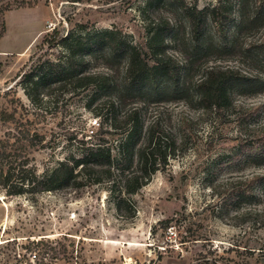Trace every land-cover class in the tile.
I'll return each mask as SVG.
<instances>
[{
    "label": "rangeland",
    "instance_id": "1",
    "mask_svg": "<svg viewBox=\"0 0 264 264\" xmlns=\"http://www.w3.org/2000/svg\"><path fill=\"white\" fill-rule=\"evenodd\" d=\"M214 2L198 0V6ZM157 9L160 14L147 0L74 4L50 0L48 4L39 1L33 7L0 13L5 24L0 38V111L15 112L16 118L8 122L0 119V139L13 141L7 132H15L17 120L44 136L45 146L28 155L26 166L33 164L38 174L43 172L74 149L76 140L92 141L90 129L97 128L98 118L79 102L56 105L42 101L34 105L25 95L19 69L43 33L58 23L60 16L74 15L94 27L115 28L134 44L145 45L158 15L178 17L171 0H162ZM234 24L218 38L208 30L210 42L223 44L219 49L211 48L217 55L209 56L208 62L264 73V18L257 27L232 36ZM104 62L93 60L90 66L107 68ZM109 64L115 71L121 68L118 61L109 60ZM236 100L241 106L254 107L264 103V92ZM158 115L162 127L178 140L186 120L187 139L175 156L130 197L123 215L115 210L104 184L16 195L7 194L0 186V264H264L256 252L250 255L244 250L264 239V226L233 225L215 216L220 199L216 192L240 175L264 174V167L237 170L223 166L207 174L210 162L246 138V131L233 121L210 125L184 102H150L146 122ZM256 127H264V111L249 128ZM107 130L110 140L120 138L119 128L110 125ZM247 201L241 203V210L249 206ZM259 207L264 208V202ZM129 212L134 216L128 217ZM165 218L170 220L166 229L157 224Z\"/></svg>",
    "mask_w": 264,
    "mask_h": 264
},
{
    "label": "trees",
    "instance_id": "2",
    "mask_svg": "<svg viewBox=\"0 0 264 264\" xmlns=\"http://www.w3.org/2000/svg\"><path fill=\"white\" fill-rule=\"evenodd\" d=\"M39 1L50 2L6 0L0 3V13L33 7ZM64 1L74 4L86 0ZM161 1L147 3L160 14L157 8ZM171 4L178 17L158 15L145 45L134 44L115 28L94 27L88 20H76L74 15L60 16L58 23L43 33L19 69L25 95L34 105L42 101L56 105L79 102L98 118L97 128L90 129L92 141L76 140L77 145L64 158L38 174L33 164L26 165L28 155L45 146L44 136L17 120L15 132H7L13 141L9 142V137L0 139V186L7 194L104 184L115 210L123 215L130 197L162 169L168 158L175 156L187 139L186 120L179 140L166 132L159 115L146 122L149 103L166 99L184 102L210 125L233 121L246 131V138L210 162L207 174L223 166L237 170L264 167V127L249 128L259 121L264 103L244 107L236 100L238 96L264 92V73L252 74L236 66L208 62L209 56L217 55L211 48L223 45L219 40L210 42L209 32L218 38L230 30L234 21L232 36L257 27L264 18V0H215L202 7L198 0H171ZM4 33L0 17V38ZM100 59L107 68H91L92 61ZM109 60L118 61L121 68H110ZM0 119L15 121V112L1 110ZM110 125L121 130L116 142L106 135ZM208 185L215 190V186ZM222 189L216 192L220 197L215 206L217 218L233 225L264 226V208L259 207L264 202V174L240 175ZM245 200L249 206L241 210ZM169 221L165 218L157 224L166 229ZM255 245L244 250L264 259V239Z\"/></svg>",
    "mask_w": 264,
    "mask_h": 264
},
{
    "label": "built area",
    "instance_id": "3",
    "mask_svg": "<svg viewBox=\"0 0 264 264\" xmlns=\"http://www.w3.org/2000/svg\"><path fill=\"white\" fill-rule=\"evenodd\" d=\"M33 256H34V257H36V255H35V254H33Z\"/></svg>",
    "mask_w": 264,
    "mask_h": 264
}]
</instances>
